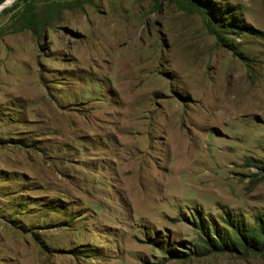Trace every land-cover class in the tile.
<instances>
[{
    "label": "rangeland",
    "instance_id": "374dc122",
    "mask_svg": "<svg viewBox=\"0 0 264 264\" xmlns=\"http://www.w3.org/2000/svg\"><path fill=\"white\" fill-rule=\"evenodd\" d=\"M262 226L264 0L0 10V264H264Z\"/></svg>",
    "mask_w": 264,
    "mask_h": 264
},
{
    "label": "trees",
    "instance_id": "16d2710c",
    "mask_svg": "<svg viewBox=\"0 0 264 264\" xmlns=\"http://www.w3.org/2000/svg\"><path fill=\"white\" fill-rule=\"evenodd\" d=\"M4 0H0V2H2ZM258 234L262 236V238L264 239V226L260 227ZM221 241V240H220Z\"/></svg>",
    "mask_w": 264,
    "mask_h": 264
},
{
    "label": "water",
    "instance_id": "95a60500",
    "mask_svg": "<svg viewBox=\"0 0 264 264\" xmlns=\"http://www.w3.org/2000/svg\"><path fill=\"white\" fill-rule=\"evenodd\" d=\"M12 0H9V1H4L3 3L0 4V10L5 7L6 5H8L9 3H11Z\"/></svg>",
    "mask_w": 264,
    "mask_h": 264
},
{
    "label": "bare ground",
    "instance_id": "6f19581e",
    "mask_svg": "<svg viewBox=\"0 0 264 264\" xmlns=\"http://www.w3.org/2000/svg\"><path fill=\"white\" fill-rule=\"evenodd\" d=\"M6 2L9 1V0H5ZM136 98V97H135Z\"/></svg>",
    "mask_w": 264,
    "mask_h": 264
}]
</instances>
